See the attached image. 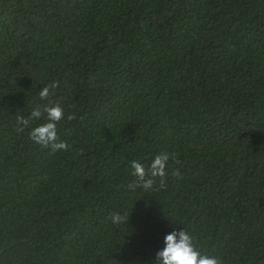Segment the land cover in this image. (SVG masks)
Masks as SVG:
<instances>
[{
    "label": "trees",
    "instance_id": "16d2710c",
    "mask_svg": "<svg viewBox=\"0 0 264 264\" xmlns=\"http://www.w3.org/2000/svg\"><path fill=\"white\" fill-rule=\"evenodd\" d=\"M53 103L69 151L17 130ZM173 230L264 264V0H0V264H155Z\"/></svg>",
    "mask_w": 264,
    "mask_h": 264
},
{
    "label": "clouds",
    "instance_id": "9594fccd",
    "mask_svg": "<svg viewBox=\"0 0 264 264\" xmlns=\"http://www.w3.org/2000/svg\"><path fill=\"white\" fill-rule=\"evenodd\" d=\"M59 87L57 81L49 83L43 87L38 95L41 100H47L55 94V89ZM46 114V123L38 125L29 132V139L36 145L49 148L51 152L69 151L70 145L67 142L60 141L57 135V124L64 117V110L59 103L48 104L41 108H34L28 118L17 116V130L23 132L29 126L30 121L40 119ZM74 115H69L67 119H74ZM172 154L161 151L154 156L151 164L145 168L137 160H132L130 168L134 180L128 185L130 190L142 188L145 192L155 188L157 179L159 187H165L166 166ZM173 176L179 177V171H174ZM109 219L113 224H121L127 221L128 214L120 212L109 213ZM155 264H219L216 258L208 255H201L193 246L192 237L185 231L173 230L164 237V247L156 253Z\"/></svg>",
    "mask_w": 264,
    "mask_h": 264
}]
</instances>
